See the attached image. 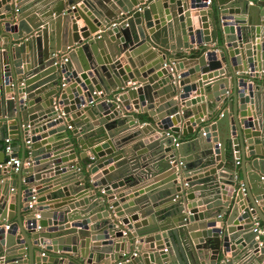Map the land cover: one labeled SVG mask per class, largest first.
<instances>
[{
    "label": "water",
    "instance_id": "1",
    "mask_svg": "<svg viewBox=\"0 0 264 264\" xmlns=\"http://www.w3.org/2000/svg\"><path fill=\"white\" fill-rule=\"evenodd\" d=\"M263 72L264 0H0V264H264Z\"/></svg>",
    "mask_w": 264,
    "mask_h": 264
},
{
    "label": "crops",
    "instance_id": "2",
    "mask_svg": "<svg viewBox=\"0 0 264 264\" xmlns=\"http://www.w3.org/2000/svg\"><path fill=\"white\" fill-rule=\"evenodd\" d=\"M195 13L193 12V13H191V20H192V28H193V30H195L196 28H197V21H196V19L193 17V16H195L194 15ZM77 26H78V28L80 29L82 26H83V23L81 22V19L79 20V21H76V23H75ZM82 28H85V27H82ZM81 28V29H82ZM88 29V28H87ZM79 31V30H78ZM89 31V30H88ZM88 31H86V32H88ZM96 34V33H95ZM78 35L80 36L81 35V33L80 32H78ZM91 36H94V34L92 35L91 34ZM170 43H173V42H170L169 41V39H168V44H170ZM142 58H143V56H141ZM160 56L159 55H157V58H159ZM120 60V63H121V70H123L124 71V77H127V83H126V85L127 86H130V85H133L132 83H131V81H133V80H131V79H129L128 78V73H134V69L133 68H131V66H130V64H129V62L127 61V58H125L124 59V57H122L121 59H119ZM144 62V64H147V62H145V61H143ZM151 62V60L149 61V63ZM133 65L135 66L134 68H136L137 67V69H139L140 70V68L142 67V66H140L139 64H138V61H137V59L136 58H133ZM72 69H73V67H72ZM142 69V68H141ZM134 75V74H133ZM207 75V74H206ZM262 76L264 77V72H263V74L262 73H259V75H257V78L258 79H261L262 78ZM80 77V76H79ZM96 95L97 96H99V93H96ZM141 117V116H140ZM142 117H146L147 118V116L145 115V114H143L142 115ZM45 126H47L46 124L45 125H43L41 128H44ZM51 129H49V128H47V129H45V130H42L38 135H40L43 139H42V141L41 142H48V140H49V136L47 135V133L50 131ZM70 131V130H69ZM10 143H11V146H12V149H14L15 148V146L17 145V141H13V140H10ZM88 156H89V154H88ZM236 164H238V163H236ZM112 164L111 165H109V166H107V167H104L103 169H101V170H99L98 171V174H100L102 171H107V170H109L110 168H112ZM236 167L238 168L239 166L238 165H236ZM10 173H12V172H10ZM126 192H128V191H124V192H122V193H120L118 196H125L124 194H126ZM134 194L132 193V194H130V195H127L126 197H123L122 199H117V200H122L123 201V203H120L119 205H120V207H123V206H126L128 203H130V202H133V200H134ZM35 219H37V216H36V218ZM77 222H79V221H73V222H70L69 221V223L68 224H76ZM255 227L256 228H258V229H260V230H262L263 229V224L259 221V222H257V223H255ZM61 239V238H60Z\"/></svg>",
    "mask_w": 264,
    "mask_h": 264
},
{
    "label": "built area",
    "instance_id": "3",
    "mask_svg": "<svg viewBox=\"0 0 264 264\" xmlns=\"http://www.w3.org/2000/svg\"><path fill=\"white\" fill-rule=\"evenodd\" d=\"M209 4V1L208 3ZM171 75L174 76V71L171 68ZM5 155L9 158L3 165H0L1 168H6L9 169L10 172L16 173L18 171V169L20 168L21 162L19 161V159L16 158H10V156L13 154V149L10 143L9 139L5 140ZM33 202L29 203V208H31ZM8 229L7 226H5V230ZM258 229V228H257Z\"/></svg>",
    "mask_w": 264,
    "mask_h": 264
}]
</instances>
